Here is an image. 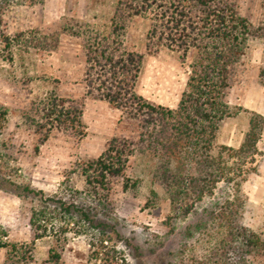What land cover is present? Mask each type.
<instances>
[{"label": "rangeland", "instance_id": "374dc122", "mask_svg": "<svg viewBox=\"0 0 264 264\" xmlns=\"http://www.w3.org/2000/svg\"><path fill=\"white\" fill-rule=\"evenodd\" d=\"M117 5L118 0H0L3 30L8 35L38 32L44 37L38 50L16 47L13 63L7 60V52L0 44V105L9 112L7 127L0 134V264H98L90 260L87 238L71 232L57 246L61 259L49 262L56 240L50 233L51 225L48 236L35 239L39 232L31 226V218L39 201L25 188L41 190L46 197L63 196L69 189L84 191L81 163L98 158L115 137L138 140L137 126L124 121L120 110L85 98V42L73 34L85 26L107 31ZM236 6L255 28L264 26L263 0H237ZM149 29V19L134 17L124 35L125 45L145 56L136 90L149 102L176 110L186 90L195 53L191 51L186 58L167 49L148 53ZM249 47L247 57L236 66L228 101L232 107L264 116V86L260 83L264 38L250 40ZM53 81H57L61 96L84 104L83 139L54 132L41 143L35 130L28 127L26 114L34 94L49 89ZM249 120L247 112L224 119L216 143L239 148ZM258 150L260 154L246 166L250 170L241 183L245 202L239 222L264 232V133ZM156 163V158L138 145L124 177L111 182L109 223L118 236L106 230L109 245H115L130 264H203L222 237L224 228L216 215L234 198L235 186L221 181L213 194L196 202L190 215H177L155 182ZM126 183L128 189L124 188ZM86 203L95 205L92 199ZM54 223V230L62 225L58 219ZM12 245L32 252L23 258L16 254L11 258L8 252ZM255 264H264V258Z\"/></svg>", "mask_w": 264, "mask_h": 264}, {"label": "trees", "instance_id": "16d2710c", "mask_svg": "<svg viewBox=\"0 0 264 264\" xmlns=\"http://www.w3.org/2000/svg\"><path fill=\"white\" fill-rule=\"evenodd\" d=\"M236 1L118 0L107 31L89 26L73 31L85 42V98L106 102L120 110L124 121L137 126L138 140L115 137L98 158L81 163L79 172L84 178V191L69 189L63 196L46 197L41 190L25 188L39 201L31 218V226L39 232L35 239L48 236L51 225L50 233L56 240L49 262L61 259L57 246L71 232L87 238L91 261L130 264L115 245H109L106 230L118 236L109 223L110 186L113 180L124 177L138 145H143L156 158L155 182L162 187L177 215H190L196 202L213 194L221 181L235 186L234 198L216 215L224 228L222 237L203 264H255L264 258V232L253 231L239 222L245 202L241 183L250 170L246 166L254 163L260 154L258 143L264 133V116L232 107L228 101L236 66L247 57L250 40L264 38V26L255 28L239 13ZM134 17L150 21L148 53L167 49L184 58L191 51L195 53L190 64L191 75L176 110L157 106L136 90L145 56L124 42L128 22ZM3 24L0 11V44L9 62H14L16 47L31 51L42 46L44 37L38 32L11 36L3 30ZM263 74L264 70L260 76L264 86ZM241 112L250 114L241 146L236 149L218 145L217 133L222 121ZM83 113L84 104L61 96L57 81H53L49 89L34 94L26 118L28 127L35 130L41 143L54 132L80 140L86 136ZM8 120V109L0 105V134ZM124 188H129L128 183ZM153 195L157 193L153 191ZM90 199L95 205L86 203ZM57 219L62 225L54 230ZM28 252L32 251L12 245L8 255L23 258Z\"/></svg>", "mask_w": 264, "mask_h": 264}]
</instances>
